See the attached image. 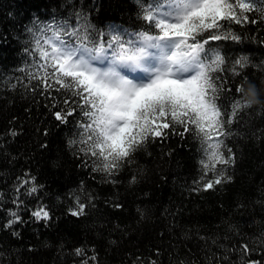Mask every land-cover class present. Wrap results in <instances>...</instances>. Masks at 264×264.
Masks as SVG:
<instances>
[{
    "label": "trees",
    "instance_id": "trees-1",
    "mask_svg": "<svg viewBox=\"0 0 264 264\" xmlns=\"http://www.w3.org/2000/svg\"><path fill=\"white\" fill-rule=\"evenodd\" d=\"M138 11L136 0H0V264H134L137 257L142 264H207L206 257L223 254L219 245L238 247L264 233V22H250L258 13L232 25L239 41L214 42L229 69L219 74L232 89L220 92L218 103L231 110V101L241 96L236 86L247 90L249 83L260 103L240 110L233 135L222 137L235 163L225 173L231 179L212 189L203 188L215 174L204 171L200 141L192 135L156 138L133 154L131 164L105 178L92 171L91 161L85 167L74 155L77 146L68 142L77 138L76 118L56 121L53 113L60 109L51 105L58 100L12 88L23 79L21 69L35 70L24 51L34 22L76 23L75 14L82 13L98 30L136 31L143 26ZM241 57L247 64L235 76L232 65ZM29 184L42 187L27 195ZM75 196L86 205L82 215H71L78 208ZM16 199L23 204H13ZM40 204L48 206L51 219L31 215ZM13 211L22 222L6 228ZM231 258L238 260L236 254ZM251 259H264V247L257 244Z\"/></svg>",
    "mask_w": 264,
    "mask_h": 264
},
{
    "label": "snow or ice",
    "instance_id": "snow-or-ice-1",
    "mask_svg": "<svg viewBox=\"0 0 264 264\" xmlns=\"http://www.w3.org/2000/svg\"><path fill=\"white\" fill-rule=\"evenodd\" d=\"M136 3L137 19L143 25L136 31H121L115 26L107 31L98 30L82 13L75 14L76 23L71 19H54L47 24L34 22L27 29L31 46L24 51L30 57L28 67L35 70L21 69L23 79L13 83L12 88L19 85L33 95L58 100L51 105L60 109L53 113L56 121L67 124L70 117L76 118L77 138L68 142L77 146L74 155L85 167L91 161L92 171L104 174L105 178L131 164L133 154L145 150L156 138L162 141L170 135H192L200 141L204 171L215 174V179L204 180L201 176L203 188L212 189L231 179L225 173L235 163V154L222 137L233 135L230 128L234 121L238 122L240 110L260 103L258 90L251 83L247 90L243 84L236 86L235 91L241 96L231 101V110L218 103L219 93H230L232 89L225 87L227 82L219 74L229 69L214 42L239 41L241 37L233 34L232 25L248 23V13H258L251 23H257V18L264 22V0ZM246 64L247 57H241L234 61L231 71L239 76ZM249 93L251 100L247 98ZM81 144L85 147H78ZM203 157L208 158L210 166ZM217 164L223 167L217 170ZM26 183L27 180L21 181L16 191L19 193ZM40 187L29 184L24 192L32 195ZM75 201L78 208L70 209L71 215L84 214L86 205L80 202L81 197L75 196ZM12 202L23 204L19 199ZM47 207L40 204L31 215L49 220ZM10 216L6 228L21 221L15 211ZM257 244L264 247V233L259 241L238 247L221 244L223 254L206 257L207 264L213 260L216 264H264V259H251ZM231 254H236L238 260H233ZM134 264H142L139 257ZM150 264L157 262L151 260Z\"/></svg>",
    "mask_w": 264,
    "mask_h": 264
},
{
    "label": "rangeland",
    "instance_id": "rangeland-1",
    "mask_svg": "<svg viewBox=\"0 0 264 264\" xmlns=\"http://www.w3.org/2000/svg\"><path fill=\"white\" fill-rule=\"evenodd\" d=\"M50 35V34H49Z\"/></svg>",
    "mask_w": 264,
    "mask_h": 264
}]
</instances>
